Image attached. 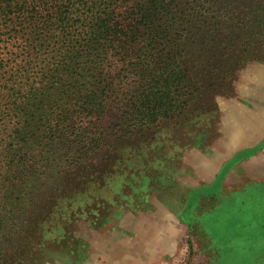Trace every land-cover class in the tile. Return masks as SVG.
<instances>
[{
  "label": "trees",
  "instance_id": "1",
  "mask_svg": "<svg viewBox=\"0 0 264 264\" xmlns=\"http://www.w3.org/2000/svg\"><path fill=\"white\" fill-rule=\"evenodd\" d=\"M255 1L0 0V196L14 166L19 184L37 160L107 163L115 177L122 163L126 173L162 160L160 146L152 162L153 143L176 150L194 129L175 122L163 136L161 121L205 108L254 56L252 43L264 50V8ZM19 144L26 154H13ZM102 169L94 168V193L105 187ZM84 192L68 207H83ZM9 240L0 264H22L11 259L19 239Z\"/></svg>",
  "mask_w": 264,
  "mask_h": 264
},
{
  "label": "rangeland",
  "instance_id": "2",
  "mask_svg": "<svg viewBox=\"0 0 264 264\" xmlns=\"http://www.w3.org/2000/svg\"><path fill=\"white\" fill-rule=\"evenodd\" d=\"M255 3L264 8V0ZM252 44L249 52L255 51L254 56L235 72L226 88L207 100L205 108L161 121L163 136L170 133L175 122L194 131L182 137L176 150L172 141L151 144L152 162L158 158L157 148L165 149L160 150L162 160H155L148 169L132 164L130 171L123 173L126 163H122V172L114 177L104 169H112L107 163L87 162L77 169L37 160L35 173L23 171L27 175L21 178L22 184L15 166L10 169L2 183L4 192L9 193L0 196V210H4L0 216L6 223L0 230V255L10 238H18L11 259L20 257L22 264H264V243L238 249L242 246L230 239L225 224L218 231L209 217L206 225L205 218L201 221L216 204L212 182L229 155L222 146L225 108L243 96L249 82L264 83V50L259 52L260 41ZM152 128L151 138L159 135ZM23 147L14 146L13 154H26ZM38 152L32 150L28 156ZM95 167L103 168L99 175L105 187L99 193H94ZM129 172L134 174L130 179ZM246 178L249 180L248 175ZM81 188L85 191L81 194L83 207H68V199L75 196L72 193ZM262 194L256 200L260 210H264ZM251 206L247 209L257 211Z\"/></svg>",
  "mask_w": 264,
  "mask_h": 264
},
{
  "label": "crops",
  "instance_id": "3",
  "mask_svg": "<svg viewBox=\"0 0 264 264\" xmlns=\"http://www.w3.org/2000/svg\"><path fill=\"white\" fill-rule=\"evenodd\" d=\"M247 85V92L243 90V96L223 113L225 141L222 146L229 155L212 182L216 204L201 218V221L205 218L206 225L209 217L218 231L225 224L226 232L232 236L230 239L242 246L238 249L256 248L264 243V210L256 203L264 192V83L254 81ZM253 168L256 170L250 171ZM233 203L236 205L230 208ZM249 204L253 205L249 208L257 211L248 210Z\"/></svg>",
  "mask_w": 264,
  "mask_h": 264
}]
</instances>
